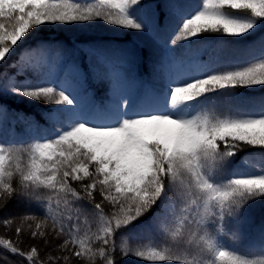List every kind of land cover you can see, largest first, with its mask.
<instances>
[{
  "label": "snow or ice",
  "instance_id": "snow-or-ice-1",
  "mask_svg": "<svg viewBox=\"0 0 264 264\" xmlns=\"http://www.w3.org/2000/svg\"><path fill=\"white\" fill-rule=\"evenodd\" d=\"M166 2L175 15L181 14L179 0ZM140 3L0 0V61L42 24L102 18L111 25L143 30L145 25L131 12ZM239 13L264 18V0H203L199 11L179 23L170 45L204 33L243 35L255 21L241 19ZM214 52L207 59L200 49L169 56L157 69L170 82L167 91L157 93L145 87L134 104L139 82L123 70L126 55L97 54L91 62L97 53L91 46L90 70L94 77L109 82L106 98L98 102L87 95V112L50 115L59 133L54 138H34L19 146L0 143V208L22 192L46 202L47 209L42 217H17L19 225L14 232L0 235V246L24 257L28 264H115L120 255L130 253L152 264H264V258L251 259L218 248L209 227L232 206L264 194V171L223 182L210 180V174L240 148L264 147V114L233 115L207 95L237 86L264 85V48L259 59L236 68L226 66L223 53ZM23 60L25 68L44 72L51 79L60 66V53L54 52L52 44H44ZM85 80L79 66L73 64L65 68L62 87L10 85V90L49 104L74 105L76 101L63 88L86 89ZM193 104L203 107L192 115L172 114ZM259 110L264 113V105ZM85 117L101 122L90 124ZM40 127L31 125L29 130L37 132ZM168 187L175 195L169 197L157 223L170 242L143 247H130L127 241L118 244L117 230L151 210ZM79 200L90 201L95 216L86 214L77 204ZM2 223L7 228L13 218H4ZM26 232L31 239L24 236L21 241ZM52 236L59 241V254L47 253Z\"/></svg>",
  "mask_w": 264,
  "mask_h": 264
},
{
  "label": "trees",
  "instance_id": "trees-1",
  "mask_svg": "<svg viewBox=\"0 0 264 264\" xmlns=\"http://www.w3.org/2000/svg\"><path fill=\"white\" fill-rule=\"evenodd\" d=\"M77 3H91L93 0H75ZM203 0H179L181 14L175 15L166 0H141L138 7L131 10L144 25L143 30L126 29L106 23L102 18L86 22L48 23L34 28L22 41L14 46L5 60L0 61V143H17L18 146L30 143L34 138L51 139L59 133L55 122L48 117L52 114H67L66 104H49L42 100L14 93L11 86L40 87L44 84H55L60 87L61 75L67 65H78L86 77L85 85L96 92L100 101L108 95L109 82L94 77L90 70L88 49L97 48L96 55H126L124 71L139 82L134 93V101L145 87L164 93L169 81L157 70L171 55H180L186 49H200L204 58L210 52L223 53L226 66L244 67L260 58L264 48V18L252 17L250 13H239L241 19L255 21L254 27L240 36H224L215 33H204L192 37L189 41L170 45L179 23L185 16L199 11ZM44 44H52L54 52L60 53V66L56 74L49 79L46 74L33 68H25L23 57ZM129 60V61H128ZM102 67V66H100ZM228 113L237 116H258L260 105H264V85L234 87L220 90L219 94L209 93ZM203 100L204 98H199ZM191 103V102H190ZM207 103V101L205 102ZM203 107L193 104L187 115H192ZM39 124L37 132L29 130L31 125ZM66 127V125H65ZM46 130V131H44ZM264 171V147L245 145L230 156L216 173L210 174L213 182H223L240 175H256ZM173 188L166 193L151 210L132 223L122 226L116 232L118 244L127 241L130 247L163 246L170 242L167 232L157 223V217L169 204V197L174 196ZM77 204L83 211L95 216V206L87 200ZM46 202L32 199L28 195L15 193L3 208H0V235L14 232L19 225L17 217L25 214L46 215ZM13 218V224L5 227L4 218ZM31 223V222H30ZM210 229L215 240L220 241L227 249L251 259L264 258V194L251 196L243 204L232 206L223 218L213 219ZM28 236L26 232L22 237ZM31 239L30 236H28ZM52 245L47 253L59 254V241L55 236L49 238ZM27 246V245H26ZM28 264L24 257L16 255L0 246V264ZM115 264H152L134 254L120 255ZM162 264H181L179 261H164Z\"/></svg>",
  "mask_w": 264,
  "mask_h": 264
},
{
  "label": "rangeland",
  "instance_id": "rangeland-1",
  "mask_svg": "<svg viewBox=\"0 0 264 264\" xmlns=\"http://www.w3.org/2000/svg\"><path fill=\"white\" fill-rule=\"evenodd\" d=\"M66 92L73 97V99L76 101L74 105H68V111L74 112V111H81V112H87L88 105L86 96L91 95L88 91H86L84 88L78 87V86H69L65 87ZM83 98V99H82ZM188 110L187 107H180L177 110L173 111L174 116H183L185 112ZM86 122L92 124V123H100L101 121H94L92 119H88L85 117ZM107 122V121H104Z\"/></svg>",
  "mask_w": 264,
  "mask_h": 264
},
{
  "label": "clouds",
  "instance_id": "clouds-1",
  "mask_svg": "<svg viewBox=\"0 0 264 264\" xmlns=\"http://www.w3.org/2000/svg\"><path fill=\"white\" fill-rule=\"evenodd\" d=\"M237 199H241V198L238 196Z\"/></svg>",
  "mask_w": 264,
  "mask_h": 264
}]
</instances>
